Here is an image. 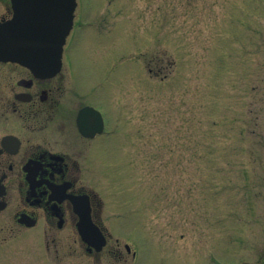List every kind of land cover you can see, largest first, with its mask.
<instances>
[{"label":"rangeland","instance_id":"rangeland-1","mask_svg":"<svg viewBox=\"0 0 264 264\" xmlns=\"http://www.w3.org/2000/svg\"><path fill=\"white\" fill-rule=\"evenodd\" d=\"M77 19L72 72L109 124L91 182L122 247L207 261L236 239L244 258L264 222V0H85ZM5 221L0 264H50Z\"/></svg>","mask_w":264,"mask_h":264},{"label":"flooded vegetation","instance_id":"flooded-vegetation-1","mask_svg":"<svg viewBox=\"0 0 264 264\" xmlns=\"http://www.w3.org/2000/svg\"><path fill=\"white\" fill-rule=\"evenodd\" d=\"M82 1L77 0L73 30L58 70L39 76L22 64L0 61V220H6L2 230L8 226L36 230L38 246L44 251L41 256L46 255L50 264H127L128 256L134 264H146L137 250L122 247L117 231L120 218L108 217L114 212L106 211L91 182L101 176L93 173L91 163L99 159L92 160V155L108 136L109 124L106 101H87L89 89L77 82L74 57L67 51L80 26ZM13 15L12 0H0V23ZM94 91L102 97L106 94L102 83ZM88 107L99 112L101 132L94 131L95 115L79 116ZM77 203L84 205L104 236L99 250L80 236ZM136 219L139 234V212ZM249 225L247 237L238 243L246 251L242 259L235 252V239L227 248L233 251L229 255L208 253L206 261L197 254L168 255L153 249L156 252L147 264H264V222Z\"/></svg>","mask_w":264,"mask_h":264},{"label":"water","instance_id":"water-1","mask_svg":"<svg viewBox=\"0 0 264 264\" xmlns=\"http://www.w3.org/2000/svg\"><path fill=\"white\" fill-rule=\"evenodd\" d=\"M12 6L13 19L0 23V61L20 63L39 76L58 70L63 47L73 26L76 1L12 0ZM96 116L101 123L99 114ZM100 123H96L95 132L101 130ZM77 207L82 216L79 233L85 241L99 248L104 241L103 235L92 224L89 212L85 214L83 205ZM97 239L102 241L97 242Z\"/></svg>","mask_w":264,"mask_h":264},{"label":"bare ground","instance_id":"bare-ground-1","mask_svg":"<svg viewBox=\"0 0 264 264\" xmlns=\"http://www.w3.org/2000/svg\"><path fill=\"white\" fill-rule=\"evenodd\" d=\"M42 8H45V5H43V7Z\"/></svg>","mask_w":264,"mask_h":264}]
</instances>
